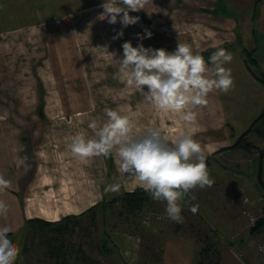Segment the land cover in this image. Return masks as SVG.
I'll return each mask as SVG.
<instances>
[{"label":"crops","instance_id":"crops-1","mask_svg":"<svg viewBox=\"0 0 264 264\" xmlns=\"http://www.w3.org/2000/svg\"><path fill=\"white\" fill-rule=\"evenodd\" d=\"M103 2L0 0V116H6L0 119V176L11 181V187L0 190V200L9 205L7 215L0 216V227L12 228V240L38 229L33 222L55 226L67 217L82 219L115 195L142 189L132 177L120 176L115 151L81 160L69 150L76 135L93 137L89 124L106 122V110L127 116L133 135L159 127L171 141L187 131L200 143L206 162L215 159L214 163L220 162L224 149L229 152L240 146L241 137L264 112V86L253 76H264V0H151L143 10L129 13L139 20L127 27L119 17L116 24L98 18ZM120 31L123 36L113 39ZM126 41L133 47L143 44L167 51L187 43L207 54L206 61L223 48L233 56L225 67L231 70L234 88L227 94L210 92L206 104L193 109L195 121L186 125L177 114L159 112L143 95L114 78L119 67L115 59L95 55L118 52V59L122 58ZM244 52L256 68L246 63ZM114 177L120 179V192L105 193ZM201 210L196 213L205 222L199 226L207 228L210 222ZM190 229L174 228L163 238L158 253H150L145 262L197 264L206 241H199L201 234L196 236ZM114 232L119 242L109 236L107 243L102 241L107 254L111 245L120 264H142L140 236ZM230 232L223 234L218 228L212 233L209 243L216 254L211 258L218 264H264L258 250L263 233L258 237ZM78 233L76 227L64 236L66 249L60 258L64 264L80 263ZM39 234L41 263L55 264L44 244L52 233L43 228ZM84 246L82 242L86 261H91Z\"/></svg>","mask_w":264,"mask_h":264},{"label":"clouds","instance_id":"clouds-1","mask_svg":"<svg viewBox=\"0 0 264 264\" xmlns=\"http://www.w3.org/2000/svg\"><path fill=\"white\" fill-rule=\"evenodd\" d=\"M151 0H104L100 20L109 24L119 22L127 27L138 22L139 17L130 12L143 10ZM139 36V34H137ZM152 33L147 32V37ZM123 36L120 31L113 39ZM123 57L117 59L118 71L114 78L144 96L156 110L175 113L186 125L196 119L193 111L207 102L213 90L227 94L234 88L231 70L225 65L233 56L223 48L217 49L206 61L187 43H178L174 51L164 48L133 47L130 41L122 45ZM107 121L93 120L89 127L93 137H73L69 150L81 160L96 156H109L115 151L118 157L117 171L120 176L132 177L149 197L165 205L168 219L182 223L186 200H195V189L211 187L213 180L206 165V155L200 143L187 131L175 140H168L159 127H149L144 135H133V123L116 110H106ZM6 116H0L5 119ZM20 160L18 163L22 164ZM107 185L105 193H119L122 187L118 177ZM11 187V181L0 176V190ZM198 205L190 206L196 213ZM9 205L0 200V216H6ZM12 228L0 227V264H15L20 249L10 239Z\"/></svg>","mask_w":264,"mask_h":264},{"label":"rangeland","instance_id":"rangeland-1","mask_svg":"<svg viewBox=\"0 0 264 264\" xmlns=\"http://www.w3.org/2000/svg\"><path fill=\"white\" fill-rule=\"evenodd\" d=\"M111 53H116L118 59V52ZM95 55L99 59L103 58L102 55H104V58L115 59L106 52H96ZM81 75H83V72H81ZM240 143L239 147L230 148L229 152H227L229 149L224 150L220 162L214 163L215 159H209L206 162L213 184L211 187H205L204 189H195L192 193L195 200L188 199L185 201L182 210L184 218L182 223L168 219L165 213V205L151 198H149L142 212L137 214L138 216H131L127 222L122 217L124 212L119 211L121 215H118L119 212H114L104 217L101 209L95 212V230L90 226L89 217L80 219V224L84 229L78 233V239L85 244L84 250L87 257L96 264H120L111 245H109L111 248L109 254H105V256L100 255L95 249V246L102 244L103 232H106L111 241L119 242L114 231L137 234L140 229L138 236L142 240L140 252L142 264H148L145 261L149 258L150 253H158L163 238L172 233L174 228L183 232L191 228L192 233L196 235L200 233L202 240L209 239V241L214 238L212 233L218 228L222 233L228 234L231 233V230L239 233V235L249 233L248 229L263 215L264 209V191L257 182L259 155L264 149V127L251 132ZM222 168H225V170H222ZM262 180L264 183V159ZM234 191L238 192L237 197L233 195L231 198L229 195ZM244 198H247L249 202ZM242 199H244V204H242ZM192 205H198V209H203L200 211L201 216L210 222L207 228H205L206 226L200 228V222L204 221V218L200 217L198 213L190 211ZM135 226L136 228L139 227V229L137 228L138 231L132 229ZM261 233L264 234V229L257 236ZM39 235L37 229L31 228L30 231L21 233V236L16 238L17 241L13 239L20 249L15 264H43L40 260L42 242ZM120 244L123 243L120 242ZM150 246L154 249H146ZM259 246H264V239ZM130 253L131 250H128L129 255ZM79 264L91 263L86 261Z\"/></svg>","mask_w":264,"mask_h":264},{"label":"trees","instance_id":"trees-1","mask_svg":"<svg viewBox=\"0 0 264 264\" xmlns=\"http://www.w3.org/2000/svg\"><path fill=\"white\" fill-rule=\"evenodd\" d=\"M201 55L205 58L207 54L206 55L201 54ZM244 59L246 63H248V65L254 66L256 68L255 63L252 60L251 55L249 53L244 52ZM253 76L264 86L263 75L257 76L256 74H253ZM261 127H264V112L259 117H257V119L251 124L248 131L244 133V135L241 137L240 140H242L245 136L249 135L251 132H255V130ZM260 153H262L264 156V149ZM149 198L150 197L146 191H144L143 189H136L130 193H121L109 201H104L99 206V209H101L104 217L114 212H119V211H121V213L124 212L122 217H124V219L127 222L131 216H138L137 214H140L142 212L145 205H147ZM95 212H96L95 209H90L88 213H86V217H89L91 222L90 226L94 228V230L96 228ZM121 213L119 212L118 215H121ZM79 219L81 218L67 217L62 219L59 223L55 224V226L46 223H40L39 221L33 222L34 224L37 225L38 231L39 229L43 230V228H47L49 230V233H52V237L46 238L44 244L45 247H47L46 250L48 255L51 257L52 260L56 261L55 264H64L63 261L62 262L60 261V258L63 255V250L66 249L64 236L66 234H69L70 232H74L76 227L78 228L79 233L83 231L84 228L80 224ZM69 226H71L72 229L71 231H68ZM137 228L139 229L138 226ZM137 228L135 226L132 229L136 231ZM263 229H264V209H263V215L259 219H257L255 224L251 228H249V234L251 236H255L259 234ZM139 232L140 229L137 234H139ZM103 234H104V242L107 243L108 235L106 234V232H103ZM198 240L203 241L199 236H198ZM204 241H206V244L203 245V247L200 249L198 253L199 261L197 264H218L216 259L211 258V255L214 256L216 254L215 253L216 251H213L212 249L213 247L211 246V243H209V239H204ZM106 248H107L106 244L105 245L99 244L98 246H95L97 252L102 256H105V254H107L108 249ZM147 248L152 250L154 249L151 246ZM78 250L79 252H82L80 262H86L85 253L82 251L81 241L78 244ZM89 263L96 264V262L94 261L93 262L89 261Z\"/></svg>","mask_w":264,"mask_h":264},{"label":"water","instance_id":"water-1","mask_svg":"<svg viewBox=\"0 0 264 264\" xmlns=\"http://www.w3.org/2000/svg\"><path fill=\"white\" fill-rule=\"evenodd\" d=\"M262 171H263V154L260 153L258 161V170H257V182L261 189L264 191V183L262 180Z\"/></svg>","mask_w":264,"mask_h":264},{"label":"built area","instance_id":"built-area-1","mask_svg":"<svg viewBox=\"0 0 264 264\" xmlns=\"http://www.w3.org/2000/svg\"><path fill=\"white\" fill-rule=\"evenodd\" d=\"M258 250L260 253L264 255V246H259Z\"/></svg>","mask_w":264,"mask_h":264}]
</instances>
